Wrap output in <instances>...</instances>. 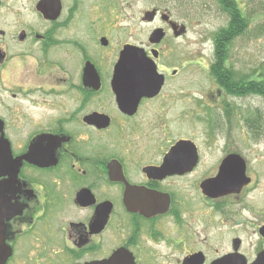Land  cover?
I'll list each match as a JSON object with an SVG mask.
<instances>
[{"label": "flooded vegetation", "instance_id": "flooded-vegetation-1", "mask_svg": "<svg viewBox=\"0 0 264 264\" xmlns=\"http://www.w3.org/2000/svg\"><path fill=\"white\" fill-rule=\"evenodd\" d=\"M42 1L0 0V264H254L264 254V65L228 95L213 39L210 88L182 84L184 68L160 60L187 31L175 36L157 9L154 21L141 16L159 24L137 46L164 84L121 95L116 65L136 45L119 39L121 15L87 13L82 0H51L45 14ZM156 29L165 36L155 43ZM231 96L240 103L228 117ZM236 113L245 135L227 147ZM231 154L245 178L227 194Z\"/></svg>", "mask_w": 264, "mask_h": 264}, {"label": "rangeland", "instance_id": "rangeland-1", "mask_svg": "<svg viewBox=\"0 0 264 264\" xmlns=\"http://www.w3.org/2000/svg\"><path fill=\"white\" fill-rule=\"evenodd\" d=\"M82 1H84L87 13L115 12L121 15L119 39L128 40L140 46L147 45L150 31L159 24L157 21L153 24L143 22L142 17L145 12L155 8L167 11L174 21L186 26L187 34L178 39H174V35H171L173 39L165 43L167 54L160 62L183 67L184 73L179 78L182 84L192 83L195 88H210L212 85L210 67L213 62V39L217 31L227 26L231 20L229 13L224 11L219 0ZM112 2L116 7L114 11H111ZM238 2L241 9L246 8L248 19H245L244 31L227 44V67L236 75L241 76L245 71H251L264 65V0H238ZM174 86L172 84L169 89ZM194 94L196 93H192ZM231 98H228L227 103H240L239 99L236 101ZM229 129L230 122L227 123V147L234 145L239 147L243 142L245 132L242 131L240 125H236L233 126V133L230 136ZM248 140L250 141L249 138ZM258 140L256 141H262L259 152L264 154V134ZM260 197L264 202L263 193Z\"/></svg>", "mask_w": 264, "mask_h": 264}, {"label": "water", "instance_id": "water-1", "mask_svg": "<svg viewBox=\"0 0 264 264\" xmlns=\"http://www.w3.org/2000/svg\"><path fill=\"white\" fill-rule=\"evenodd\" d=\"M51 0H43L39 9L47 14L50 12ZM157 9L147 11L145 19L153 21ZM163 19L169 20L165 13ZM173 23L175 36L179 37L186 33L184 25ZM165 36L162 29H156L150 36L151 42H160ZM155 52V51H154ZM115 89L118 94H134L138 98L144 95L158 94L164 84L163 75L157 72L155 62L146 55L143 48L134 45H126L121 52L120 59L116 65ZM245 178V163L238 154L227 156V194L238 192ZM254 264H264V254L260 255Z\"/></svg>", "mask_w": 264, "mask_h": 264}, {"label": "trees", "instance_id": "trees-1", "mask_svg": "<svg viewBox=\"0 0 264 264\" xmlns=\"http://www.w3.org/2000/svg\"><path fill=\"white\" fill-rule=\"evenodd\" d=\"M219 1L224 11L229 13L231 20L227 26L216 33L215 40L217 47L221 49V56L218 59V62L213 65V72L216 73L217 77L219 76V72L225 76L227 75V92L230 94H239L240 85L238 79H240L241 76L236 75L230 68L227 67V44L231 39L240 35V33L244 31L245 18L238 0Z\"/></svg>", "mask_w": 264, "mask_h": 264}, {"label": "bare ground", "instance_id": "bare-ground-1", "mask_svg": "<svg viewBox=\"0 0 264 264\" xmlns=\"http://www.w3.org/2000/svg\"><path fill=\"white\" fill-rule=\"evenodd\" d=\"M227 94H228V95H236L235 93L230 94V93H228V92H227ZM231 97H232V96H231ZM228 98H229V97H228ZM231 99H232V98H231ZM227 101H228V99H227ZM233 105H234V104H232L231 102H230V103H227V116H228V117H230V113L233 112V108H232ZM230 120H231V123H232V122L235 123V126H236V125H240V124H239V119H238V113H236V114H235ZM229 122H230V121H229Z\"/></svg>", "mask_w": 264, "mask_h": 264}]
</instances>
